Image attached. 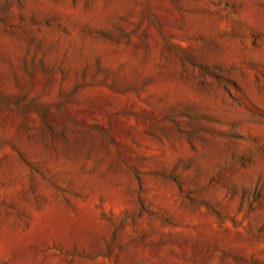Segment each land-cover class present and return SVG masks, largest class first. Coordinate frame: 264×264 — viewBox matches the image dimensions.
Masks as SVG:
<instances>
[{"label":"rangeland","instance_id":"1","mask_svg":"<svg viewBox=\"0 0 264 264\" xmlns=\"http://www.w3.org/2000/svg\"><path fill=\"white\" fill-rule=\"evenodd\" d=\"M0 264H264V0H0Z\"/></svg>","mask_w":264,"mask_h":264}]
</instances>
